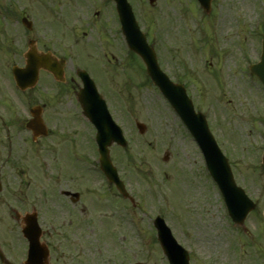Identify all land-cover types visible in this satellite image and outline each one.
<instances>
[{
  "label": "rangeland",
  "instance_id": "1",
  "mask_svg": "<svg viewBox=\"0 0 264 264\" xmlns=\"http://www.w3.org/2000/svg\"><path fill=\"white\" fill-rule=\"evenodd\" d=\"M130 2L163 70L187 84L229 158L237 183L259 206L245 221L248 231L232 222L205 170L202 153L160 91L147 80L144 66L129 53L110 7L98 19V28L103 30L98 36L113 45L97 48L93 30L82 37L80 50L70 45L67 54L81 66L92 61L99 88L124 129L129 146L126 151L111 147V159L134 203L116 192L107 194L106 184L98 181L96 194L101 202L81 218L66 210L58 213L52 204L43 205L45 216L53 218L44 226L53 235L44 239L51 237L53 248L59 244L60 264H169L154 227L160 215L190 251L191 264H264V88L249 80L245 69L259 61L262 52L264 0H213L210 13L197 0ZM48 7L63 14L57 2ZM36 14L34 33L3 29L0 23L1 65L6 61L11 69L24 64L25 37L38 34L46 43L54 36L42 12L37 9ZM79 28L81 35L85 28ZM113 29L114 35L109 32ZM57 38L65 40L55 34ZM106 54L108 61L114 56L113 68L105 66ZM38 89L25 96H34ZM29 100L37 102L33 97ZM137 122L145 124V133L141 134ZM85 133L87 161L80 168L90 183L92 169L99 167L93 165L98 160L90 144L94 131L87 127ZM25 250L23 241L22 258Z\"/></svg>",
  "mask_w": 264,
  "mask_h": 264
},
{
  "label": "flooded vegetation",
  "instance_id": "2",
  "mask_svg": "<svg viewBox=\"0 0 264 264\" xmlns=\"http://www.w3.org/2000/svg\"><path fill=\"white\" fill-rule=\"evenodd\" d=\"M9 1L4 0L0 5V13L8 18L4 27L21 28L26 33L36 32V11L40 0ZM48 1H57L64 4L63 6L67 4L66 0ZM78 1H74L75 7L79 4L82 8L86 7L87 12L98 4V0H86L82 3ZM67 5L71 8L72 1ZM78 12L81 16L86 15L85 9H79ZM100 13L101 11H97L96 15ZM60 19L49 21L47 28L52 32L55 27L64 24L66 28L71 23L63 17L61 24ZM25 23L30 25V30ZM70 42L50 38L43 43L38 34L34 39L28 40V43H34L37 47L42 45L53 49L52 54L56 57V74L42 70L39 83L41 87L34 96H28L33 97L36 103H30L32 101L24 95V91L14 88L13 81L12 88H8L7 69L0 63V264H24L21 256L24 240L22 228L25 217L32 212L44 230L42 241L50 249V264H60L62 256L58 250L59 244L53 248L51 237L44 239V236L53 235L44 227L53 218L45 216L43 205L46 204L47 208L54 205L58 208V213L66 210L70 211L72 217L75 214L81 218L88 207L93 208L96 204V184L98 181L103 182V174L94 171L93 179L89 183L80 168L87 159L84 155V140L87 138L85 131L89 125L77 99L82 85L78 71L85 69L92 78L96 77V73L90 64L82 63L80 66L67 56ZM108 44L113 45L112 42ZM37 105H41L47 114V137L35 138L33 131L27 127L31 108ZM90 144L93 152L97 154L94 136ZM42 156L49 161L46 164L47 174L44 176L40 169Z\"/></svg>",
  "mask_w": 264,
  "mask_h": 264
},
{
  "label": "water",
  "instance_id": "3",
  "mask_svg": "<svg viewBox=\"0 0 264 264\" xmlns=\"http://www.w3.org/2000/svg\"><path fill=\"white\" fill-rule=\"evenodd\" d=\"M118 11L123 23V29L127 36L130 47L139 53L148 67V72L154 82L161 88L168 97L175 110L179 113L191 134L201 146L207 159L210 170L221 187L228 203L230 214L235 222L242 224L247 214L254 209L255 205L250 201L244 192L237 188L227 159L220 151L213 135L211 134L206 119L196 113L191 100L188 99L185 89L169 81L168 77L161 71L154 50L147 44L145 36L140 32L136 23L131 6L127 0H116ZM154 2V0H151ZM202 5L210 10L211 0H200ZM27 66L25 68L14 69L15 79L22 88H27L35 84L38 78V68L47 65L46 57H39L35 52H30L27 56ZM252 71L264 83V44L262 61L256 64ZM82 104L85 113L98 128V144L101 153V165L103 171L115 181L118 180L116 168L109 157V146L116 142L126 146L127 142L122 135L121 129L115 125L109 116L106 106L103 105L96 95L93 86L87 84V91L82 93ZM139 129L144 132L145 126L138 124ZM119 190L126 195V191L121 182H118ZM158 230V239L165 254L171 264H188V255L185 250L177 245L170 228L165 221L158 218L155 221ZM26 237L31 242V255L28 264H34L39 256L46 258L47 253H40L42 247L39 244L41 230L37 223L32 220L28 222L24 229Z\"/></svg>",
  "mask_w": 264,
  "mask_h": 264
}]
</instances>
